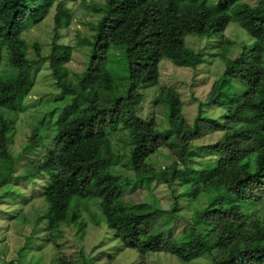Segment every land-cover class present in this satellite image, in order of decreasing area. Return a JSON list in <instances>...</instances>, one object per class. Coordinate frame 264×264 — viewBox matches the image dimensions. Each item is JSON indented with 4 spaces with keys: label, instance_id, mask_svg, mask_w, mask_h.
I'll use <instances>...</instances> for the list:
<instances>
[{
    "label": "trees",
    "instance_id": "obj_1",
    "mask_svg": "<svg viewBox=\"0 0 264 264\" xmlns=\"http://www.w3.org/2000/svg\"><path fill=\"white\" fill-rule=\"evenodd\" d=\"M53 7L55 28L68 26L73 16L62 0H0V183L14 172L17 156L49 137L51 148L26 164L21 175L47 174L41 194L44 211L38 217L46 227L45 240L59 236L61 225L74 227L83 239L88 222L83 207L92 223H105L124 247L141 254L169 253L184 263L208 254L212 264H264V0L256 4L243 0H103L89 7L99 14L85 22L89 33L76 30V38L88 53L81 72L66 66L73 46L59 42L57 33L47 54H41L37 40L31 45L34 57L28 55L23 32L29 24H39ZM233 22L249 40L243 42L235 59L229 56L233 41L222 37ZM188 36H221L219 55L224 63L204 99L198 100L192 123L182 114L180 94L159 86L156 75L141 71L131 77L128 63L126 87L120 89L106 68L112 48L125 49L128 61L131 51L151 47L161 59L195 68L202 57L187 45ZM44 60L62 92L61 105L56 101L57 106H44L41 122L30 125L31 135L22 152L13 155L10 143L15 122L25 109L17 105L31 84V71ZM156 85L159 92L153 104L165 112L166 127L162 128H157L152 117L137 112L143 100L141 88ZM213 106L221 108V119L204 113L205 107ZM117 130L123 136L113 143L110 135ZM215 131L222 136L201 147L211 158L203 167L193 166L192 140ZM122 139L132 180H124L114 168ZM164 147L173 159L163 170H156L148 161ZM179 179L183 191L176 199L201 196L205 204L193 212L189 226L178 236L162 217L176 219L177 200L170 210L153 212L149 202L157 200L151 193L146 202L124 200L125 189L133 191L136 184L142 188L144 180L147 185L155 180L171 185ZM93 198L98 199L99 212L92 208L89 200ZM82 252L79 256L86 264L90 259ZM56 261L72 264L64 257Z\"/></svg>",
    "mask_w": 264,
    "mask_h": 264
},
{
    "label": "rangeland",
    "instance_id": "obj_2",
    "mask_svg": "<svg viewBox=\"0 0 264 264\" xmlns=\"http://www.w3.org/2000/svg\"><path fill=\"white\" fill-rule=\"evenodd\" d=\"M62 1L73 16L72 22L68 26L55 28V9L53 7L39 24H29L28 29L23 32L28 43V55L34 57L35 51L31 45L37 40L40 43L41 54H47L51 40L57 33L59 42L73 46L72 55L66 66L71 71L81 72L86 67L88 53L76 38V30H79L81 34L89 33V27L85 22L99 16L89 7L96 3H102L103 0ZM243 1L256 4L258 0ZM222 37L233 41V47L229 51V56L233 59L238 57L243 42L249 41L246 33L234 22L227 26ZM222 37L215 36L209 39L187 37V45L199 52L202 57V62L195 68L181 67L170 60L161 59L158 50L154 47L131 51L127 55L128 61L125 49L112 48L108 53L106 68L113 74L120 89L126 87L128 63L131 66V77L142 73L156 75L159 86L171 87L180 94L182 114L188 123H192L197 114L198 100L204 99L212 81L224 67L219 55ZM30 81L28 90L17 105V108L24 106L25 109L19 111L15 122L16 129L10 143V151L13 155L22 152V146L27 143L28 137L31 135L30 125H37L41 122L44 116V106L46 104L57 106L55 102L62 97L61 90L56 87L51 77L47 61L44 60L33 68ZM158 85L141 88L143 100L137 106V112L143 117H152L157 123V128H162L165 124V112L160 105L153 104L159 92ZM60 105L61 101H59ZM204 113L212 118L221 119L222 117V110L219 106L205 107ZM38 132L41 137L43 129ZM122 136V133L117 130L111 133L110 139L115 143ZM221 136L222 132L215 131L192 140L191 143L195 149L191 156V164L195 167L205 166L211 157L201 147L214 143ZM49 142V137L46 136L44 141L41 139L40 143L17 156L14 162V172L0 183V264H7L9 261H12L13 264H59L56 261L59 257H64L72 264H84L79 256L81 250L84 256L90 259L86 264H212L211 256L208 254L184 263L173 254L164 252L141 254L135 248L124 247L121 241L114 238L105 223L101 225L92 223L83 207H81L83 216L88 220L83 239L78 238L74 227L61 225L59 236L54 237L51 241H46V227L44 221L39 220L38 217L44 211L41 194L48 180L47 174L35 175L32 178H25L21 175L26 164L39 158L51 148ZM116 152L115 159L117 160L114 167L116 173L124 180H132L133 171L129 167L130 159L126 154L125 139L119 142ZM172 159L168 149L164 147L156 151L148 163L156 170H163ZM181 182L179 179L173 184L167 185L155 180L147 185L144 180L142 188L137 187L136 184L133 191L127 192L128 189H125L124 200L134 203L146 202L147 195L151 193L157 200V203L149 202L151 205L149 211L152 212L158 208L170 210L177 200L176 219L168 221L166 215L162 217L171 227L173 235L178 236L189 226L188 221L191 220L193 212L201 209L205 204L204 198H201L200 201L201 196L198 198L184 196L176 199L175 197L183 191ZM73 201L75 202V199ZM89 201L93 203V210L99 212L98 199L93 198Z\"/></svg>",
    "mask_w": 264,
    "mask_h": 264
},
{
    "label": "clouds",
    "instance_id": "obj_3",
    "mask_svg": "<svg viewBox=\"0 0 264 264\" xmlns=\"http://www.w3.org/2000/svg\"><path fill=\"white\" fill-rule=\"evenodd\" d=\"M181 67H183V66H181Z\"/></svg>",
    "mask_w": 264,
    "mask_h": 264
}]
</instances>
